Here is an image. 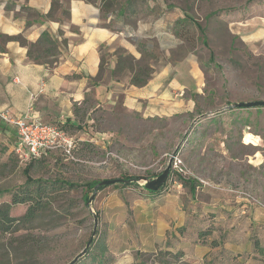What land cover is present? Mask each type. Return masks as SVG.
I'll return each mask as SVG.
<instances>
[{"label": "crops", "instance_id": "obj_1", "mask_svg": "<svg viewBox=\"0 0 264 264\" xmlns=\"http://www.w3.org/2000/svg\"><path fill=\"white\" fill-rule=\"evenodd\" d=\"M239 1L209 14L216 21L225 19L226 31L256 53L264 40V0ZM53 2L0 0V34L33 43L49 31L57 40L56 60L42 63L28 55V45L20 40L0 38V111L62 122L76 139V149L86 152L108 150L119 132L96 129L103 112L187 118L206 99L200 40L191 46L174 31L185 8L170 0H146L127 14L103 9L102 0H58L49 16ZM141 67L153 72L138 85L132 79ZM17 140V126L0 118V168L18 155ZM117 189L108 192L107 197L115 198L105 218L103 208L101 212L109 253L118 256L117 264H133L139 252L159 250L183 251V259L193 264H264L263 207L244 208L232 194L207 186L191 191L180 182H168L159 192L134 185ZM209 227V234L199 236Z\"/></svg>", "mask_w": 264, "mask_h": 264}, {"label": "rangeland", "instance_id": "obj_2", "mask_svg": "<svg viewBox=\"0 0 264 264\" xmlns=\"http://www.w3.org/2000/svg\"><path fill=\"white\" fill-rule=\"evenodd\" d=\"M170 1L185 8V0ZM190 1L189 10L195 20L207 27L205 45L202 33L193 24L200 37L197 52L207 77L206 99H200L199 108L187 118L142 119L124 110L101 113L96 129L119 130L108 150L76 149L75 158L54 151L32 161L16 155L17 165L0 168V203L12 201V190L26 183V168L33 178L50 181L48 187L54 200L32 229H22L14 235L21 238L20 242L16 240L11 245L10 235L0 240V264L68 263L88 242L94 228V213L83 200L84 186L70 187L60 182L84 184L94 179L135 175L140 182L136 184L143 187L141 176L160 174L175 150L186 176L198 180L200 189L207 186L232 194L237 202L245 204L244 208H264V106L232 107L235 102L264 100V40L255 53L254 48L243 45L236 35L226 31L225 19L216 21L209 14L228 5L238 6L239 0ZM174 177L171 172L168 182L173 183L170 178ZM57 181L60 182L53 183ZM119 186L121 183L116 182L104 187L92 203L95 212H100L96 237L99 244L107 241L102 208L105 218L106 207L115 198L107 197L108 192L118 191ZM28 205H14L11 214H24ZM21 244H26L24 249ZM99 250V245L93 247L90 255L80 259V264H100L96 257ZM117 257L108 253L109 264H117ZM161 258L193 264L156 252L142 256L150 264H158Z\"/></svg>", "mask_w": 264, "mask_h": 264}, {"label": "trees", "instance_id": "obj_3", "mask_svg": "<svg viewBox=\"0 0 264 264\" xmlns=\"http://www.w3.org/2000/svg\"><path fill=\"white\" fill-rule=\"evenodd\" d=\"M102 1L104 2L102 5V8L107 11L111 9H119L120 11L124 13L132 14V13L137 12L136 6L139 4H142L146 0H125L126 1L125 3H121L119 0H113V1L102 0ZM185 2H186L185 9L184 8L183 9L186 11V14L183 17H180L179 19H177V21L175 22L174 31L176 35L185 39V41H187L189 45L191 46L196 45L197 41L200 40V37L197 34H195L193 30V24H195L203 35L202 41L205 43V45H207V41L205 38V32H206L207 27L197 22L195 20V17L189 13L191 1L185 0ZM58 6H59L58 0H54L53 7L49 13V16L52 15L53 11ZM63 13L64 15H69V11L67 9H64ZM0 38L4 40L18 39L24 45H28L29 47L28 55L32 59L38 62L46 63V62H53L56 60L55 56L57 54L56 53L57 40H55V38L51 35L49 31L43 32V34L41 35V38L37 42H33V43H28L21 36H7L4 34H0ZM65 42L66 40H64V43ZM149 54L151 55L152 52H150ZM49 57H52V60L48 59ZM125 60L129 62H133V56L126 55ZM152 72H153L152 68L141 67L133 76V79H132L133 83H136L138 85L145 84L148 81L149 77L151 76ZM76 148H77V145H76ZM17 158H18L17 156L13 158L11 162H9L11 163L10 165L12 166L17 165L18 163ZM26 174H27L26 183L21 186H17L14 190H12V201L0 203V240L9 235L13 236L10 240L11 245L16 240L20 242V239H21L14 235L19 230L32 229L34 227V223L36 222V220L44 215V213L48 210V208L51 206L54 200V197L50 195V190H49L50 188L48 187V184L50 183L49 180H44L41 178H33L29 174V168H26ZM174 176H175L174 178H170L171 181H179L180 183L183 184L184 187L189 188V190L191 191H195L200 186L198 180H196L193 177L186 176L183 174H177ZM136 177L137 176L132 175V176H123L122 178H118V179L128 180V182L119 181L122 187L130 186V185H136L137 187H141L139 186V184H136V182L132 181V179H137ZM102 180L103 179H94V180L85 182L84 184H79L76 182L68 183L66 181H61V182L57 181L53 183L60 182L62 184H67L70 187H81V186L83 187L84 186V188H86V191L84 193L83 200L87 202L91 193L94 192V186ZM167 182L159 190L150 191V192H159L161 189H163V187L167 184ZM104 187L106 186L99 187L98 191H100ZM22 203L29 204L24 214L20 216L11 214V210L13 206L17 204H22ZM95 213L99 216V219H100V212L96 211ZM210 231H211V228L209 227L201 231L199 236L202 237L204 235H207L209 234ZM98 241H99V238L94 239V242L91 245L90 249L88 250L87 254L84 255L83 257L90 255L93 250V247H95L96 245L97 246L99 245L100 247L99 255L98 256L96 255L97 259L99 260V263L109 264L108 258H107V254L109 253V247L107 245V241H104L100 244ZM213 244H216L215 240H213ZM19 246L24 249L26 244H23V245L21 244ZM156 253L157 255L158 254L174 255L178 257L177 260H179L180 262H186L183 259V256H184L183 251L172 252L170 250H159ZM143 254L144 253L139 252L138 258L133 264H150L144 259H142ZM80 259L77 261L76 264L81 263ZM157 262L158 264H177V262L168 260L166 258H161L157 260Z\"/></svg>", "mask_w": 264, "mask_h": 264}, {"label": "built area", "instance_id": "obj_4", "mask_svg": "<svg viewBox=\"0 0 264 264\" xmlns=\"http://www.w3.org/2000/svg\"><path fill=\"white\" fill-rule=\"evenodd\" d=\"M0 118L12 123L18 128L16 152L23 160L40 159L50 152H62L66 156L74 157L77 141L68 133L62 122H45L41 120H26L13 117L7 111H0ZM172 165V175L183 174L187 171L181 165V160ZM179 183V181H174ZM204 182V181H203Z\"/></svg>", "mask_w": 264, "mask_h": 264}, {"label": "water", "instance_id": "obj_5", "mask_svg": "<svg viewBox=\"0 0 264 264\" xmlns=\"http://www.w3.org/2000/svg\"><path fill=\"white\" fill-rule=\"evenodd\" d=\"M255 106H264V100H251V101H240L235 102L232 104V107H255ZM204 114L197 117L196 120L200 119ZM181 144H179L180 146ZM178 146V147H179ZM177 155V150H175L172 154V157L170 158L168 165L166 168L157 176L154 177H148V176H141V180H143V188L148 191H157L159 190L169 179L171 171H172V165H173V158ZM119 181H125L128 182V180L125 179H118V178H108L103 179L98 184L94 186V192L90 195L87 204L90 208V210L94 213V228L92 231V234L86 243L85 247L74 256L72 260H70L66 264H76L77 261L82 258L84 255L87 254L88 250L90 249L91 245L94 242V239L96 238L99 230V216L95 213V210L93 208V201L95 200L96 194L98 192L99 187L101 186H108L110 184L119 182ZM133 182H139V179H132ZM140 183V182H139Z\"/></svg>", "mask_w": 264, "mask_h": 264}]
</instances>
